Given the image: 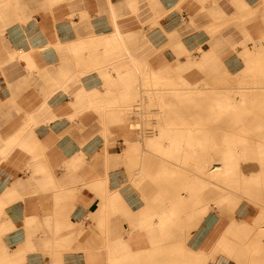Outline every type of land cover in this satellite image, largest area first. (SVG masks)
I'll return each mask as SVG.
<instances>
[{"label":"rangeland","instance_id":"rangeland-1","mask_svg":"<svg viewBox=\"0 0 264 264\" xmlns=\"http://www.w3.org/2000/svg\"><path fill=\"white\" fill-rule=\"evenodd\" d=\"M77 1L70 0L71 4ZM221 1L225 5H219L217 1L213 4H200V13L196 17L191 16L189 20L181 21L176 30L177 34H168L163 28L161 21L164 15L156 12L143 14L139 1L130 4L128 14H118L109 5L104 11L93 14L88 11L79 14L72 12L69 15L68 36L70 39H82L83 52L78 56L74 54L70 41L57 42L58 44L43 48L63 55L64 60L52 63L50 69L54 71L52 74L48 73L47 79L51 80L53 94L62 91L68 96L69 122H79L80 134H84V141L81 140L80 143L83 146L82 153L84 151L82 158L87 171L86 180L78 181L76 178L72 186L64 192L71 202L77 201L84 192L85 201H91L85 207L84 214V219L87 215L89 219L83 223L85 231L80 235L77 228L73 227L54 232L55 236L62 235L55 238V247H62L65 249L64 255L69 253L74 258L70 264H116L117 259L122 260L118 264H193L189 261L191 259L186 250L184 254L188 257L187 260L168 250L167 247L174 238L170 236L171 230L159 232L149 238L144 228L133 227L131 230L132 226L126 220H118L112 207L114 201H119L131 214H136L143 207L149 206L146 212L148 216L159 219L162 211L172 206V201H176L178 195L187 193L192 171L184 172L181 178H175L168 183L157 181L156 177L164 170L165 164L158 154L162 156L173 151L149 149L148 135L155 128L162 130L159 144H169L171 139L179 138L186 145L187 139L194 137L193 144L203 147L198 150V154H202V157H197L199 161L193 163L190 160L193 165L189 168L195 174H202V167L212 163L215 153L213 146L225 147L229 138H233L234 144L247 145L250 148L240 151L250 155L241 162L242 168L245 166L246 170L241 168L243 171H239L237 191L240 195H246L241 186L244 173L248 179L258 177L259 201L238 198L229 204L223 203L219 212L208 208L214 203L209 199L199 206L196 205L197 207L187 201L190 205L179 207L173 220L184 219L183 223L180 222L181 226L184 225L181 238L184 245L208 250L205 264H237L238 261L249 264L253 257H264V252L258 253L248 248L234 252L226 249L228 241L240 243L248 228L259 227L264 223V118H255L251 113L246 119H225L212 115L213 111L221 110L216 101L226 96L225 90L235 91L239 87L247 88L248 91L245 107H251L250 112L264 113V10L261 14L254 12L262 0ZM249 1L253 5L247 7ZM250 10H254L253 14ZM103 17L107 19L109 26L100 28L98 21ZM4 21L0 12V40L5 42L6 34L11 30L1 29L3 23L7 24ZM116 25L122 39L108 42L97 40L105 39L113 33ZM131 26L135 28H130ZM41 32L45 34L49 31ZM54 34L56 36L60 33L54 31ZM202 50H212V58L208 63L200 62ZM18 52H15V58L22 62L30 57L25 51L23 54ZM28 64L31 70H38L39 81L45 83V69H42V74L41 69L35 67L37 62L31 61ZM243 72L247 75L241 77ZM148 84L150 88L168 89L171 92V103L147 101L142 104L146 115H139L135 119L125 115L130 106L139 104L132 99L140 90L148 89ZM93 89L99 94L100 100L97 103L92 98V95L95 96L91 91ZM120 94L129 99L120 104H110ZM233 94L232 92L231 97L235 95ZM253 104L259 106L258 109L252 108ZM96 105L107 107L103 111L102 119L94 108ZM116 109L121 110L123 115L119 117L114 114L123 120L121 123L116 122L111 115ZM167 113H171L168 114L170 116H166ZM129 121L134 126L131 135L134 142L131 143V148L128 143L123 144L128 134ZM164 131L169 133L163 136ZM97 152L100 156L109 153V158L121 159L122 163L115 168L103 164L95 166L93 157ZM222 153L223 151L217 154ZM154 154L158 157L152 156ZM149 159L154 160L151 168L148 166ZM252 164L256 166H251ZM97 178L103 183L108 197L107 200L103 198V201L110 202L104 209L100 226H97L94 215L97 214L101 202L92 189V184L90 185ZM209 181L208 177L203 181L207 184V196L212 190V183ZM198 214L199 221L191 224L190 220ZM179 229L177 227L175 230ZM124 230L128 232V235L124 234L128 242L120 247L115 246V234ZM36 233L37 231H33V234ZM41 233L47 235L48 232ZM150 247H160L167 251L159 258L148 260L149 254L146 250ZM79 248L85 252H73H77Z\"/></svg>","mask_w":264,"mask_h":264},{"label":"crops","instance_id":"crops-1","mask_svg":"<svg viewBox=\"0 0 264 264\" xmlns=\"http://www.w3.org/2000/svg\"><path fill=\"white\" fill-rule=\"evenodd\" d=\"M135 1L143 14L164 15L161 24L168 34L176 33L183 19L196 17L200 4L217 1L225 5L221 0H78L75 4L70 0H1V18L7 22L1 29L11 31L7 41L0 40V264H70L74 260L69 253L64 255L65 249L55 247V238L62 235L54 232L69 227L85 231V207L91 201H85L82 192L71 202L64 192L71 177L86 180L80 143L84 134H80L79 122H69L68 96L62 91L53 94L47 79L52 63L64 60L63 55L43 48L78 40L68 36L70 13L93 14L109 5L118 14H128ZM98 25L109 26L105 17ZM54 31L60 34L55 36ZM16 51L30 57L22 62L15 58ZM31 61L37 62L35 67L42 74L45 69V83L39 81L38 70L30 69Z\"/></svg>","mask_w":264,"mask_h":264},{"label":"bare ground","instance_id":"bare-ground-1","mask_svg":"<svg viewBox=\"0 0 264 264\" xmlns=\"http://www.w3.org/2000/svg\"><path fill=\"white\" fill-rule=\"evenodd\" d=\"M246 6L249 7V5L247 4ZM254 10H250V13L253 14V11H254V12L261 14V12L264 10V0H262L259 6L255 8ZM250 13H247V14L251 15ZM118 38L122 39V36L118 28V25H116L113 33L109 34L107 37H105V39H102V40L97 39V40L108 42L109 40H114ZM81 40L79 39L73 43H70L72 45L71 46L72 52L74 54L76 53L77 56L81 52H83V49H84L81 46L82 45L81 43H83ZM92 40L94 41L95 39H92ZM244 48L246 50V47ZM18 53L23 54V51L18 52ZM211 53H212V50H202L200 62L208 63L212 58ZM245 71H246V68H245ZM240 75L241 77H244L247 74L246 72H243ZM147 86H148V89L140 90V93L137 94L136 97H134V99H132L133 101L138 102L139 104L130 106L129 112L124 113L125 115L130 116L132 119H135L139 115H142V116L146 115L147 113L144 111V107L142 104L147 101L152 102L154 100H158L164 104L171 103L172 100H170L171 98L169 97L171 92H169L168 89L150 88L151 87L150 84H148ZM246 89L247 88H241V87L237 88V90L235 91H233L232 89H226L225 90L226 96L221 99H217L216 101L218 104V108L221 110L213 111L212 115L215 117L225 118V119H246L250 117L249 114L251 113L250 115H253L255 118L257 117L264 118V113L257 114L254 111L250 112L249 109L251 110V107L249 108L245 107V104L247 103V100H248V97L246 96V93H248V91ZM91 91L95 93V96L92 95V98H94L93 100H95V102L97 103V101L100 100V99L98 100L99 94H96L95 92L96 89H93ZM106 92H109V90H106ZM232 92L235 94V95L233 94L234 95L233 97H231ZM78 95L76 97L77 98L76 100H78V97H79ZM127 99L129 98L120 94V95L115 96L114 99L110 101L111 102L110 104H117V103L120 104ZM176 101H182V100H176ZM258 107L259 106L257 105L255 106V104H253L252 106V108L254 109H258ZM94 108L98 110V113H100V117L102 119L103 111H106L107 107L105 105H101V106L96 105L94 106ZM114 114L119 117L120 116L122 117L123 115L121 113V110L116 109L113 111V113H111V115L115 117L116 122L118 123L123 122L121 118L116 117ZM168 114H171V113H167L166 116H170ZM133 127H134L133 123L129 121L128 128H127L128 134L123 143V144L128 143L129 148L132 147L131 143L134 142L133 138H131ZM138 133L140 134L139 131ZM161 133H162V130H159L156 128L149 132L148 137L150 139L147 142L149 149L150 150L151 149L152 150H165V152L167 150H170V151H173V153L170 154L168 151L167 152L168 154L165 153L162 156L158 154L159 158L161 157L162 160H164L165 164L163 165L164 170H162L161 174H159L156 177L157 181L168 183L170 181H173L175 178H181L184 172L187 173V172L192 171L193 176L191 177L192 179L188 181L187 193H182L178 195L177 197L178 199H176V201H172V206H168L166 209L162 211V216L159 219H154L153 217H151V215L148 216L146 212L147 210H149L150 208L149 206L143 207V209L137 211L136 214H131L132 212L128 211L127 208H124L119 201H114L113 203L112 207L114 208V214L116 215V218L118 220L120 219L126 220L132 226V228H130L131 230H133V227L144 228L148 232L149 238L155 236V234L159 232L164 233V232H167L168 230H171L169 231L170 236L174 238H173L171 245H168L167 247L168 250L172 253L179 254L180 258L187 260L188 257L184 254V251L186 250V252H188L189 258L191 259L189 261L193 262V264H205V261L207 259L206 253L208 250L204 249V247L203 248L198 247L196 249H193L191 247H187L186 244L184 245L181 239L184 234L183 232L184 225L181 226L180 224V222L183 223L184 219L183 218L178 219L180 221L173 220V215L176 213L179 207L183 206L184 204H189V203H186L187 201L189 202L191 201L190 203L194 205L195 207L196 205L199 206V204H201L203 201L205 202L207 201V199H209V201H214V203L208 208L214 209L217 212L222 210L223 203L229 204L231 201H237L238 198L240 199L245 198V199H248L249 201H259L258 198L260 196L259 195L260 187L258 186V183L260 181V178L258 177H252L251 179H248L249 177L245 176L246 173H244L243 174L244 178H243L241 186L244 192L246 193V195L245 196L240 195L237 191L239 189V179H238L239 171L245 168V166L242 168L241 162L242 160H245L250 155L248 153H244V152L242 153L240 151L242 150L246 151L250 148L247 145L234 144L233 138H229L228 144L225 145V147L224 146L223 147L213 146L212 149L214 150L215 153L213 154L212 163L209 166L202 167V174H195V171L189 168V166L193 165L190 162V160H192L193 163L195 161L196 162L199 161L197 157H202V154H198V150L200 151L203 147H198L197 145L193 144L195 141L194 137H189L187 139L188 144L186 145H183L180 142L181 140L179 138L174 139L176 142H174L173 139L171 140L169 139L171 143L159 144L158 142L161 139L160 137L162 136ZM166 133L168 134L169 132L164 131L163 136H165ZM263 148L264 146L262 147V149ZM222 151H223L222 154H217L218 152H222ZM152 156H157V154H154ZM109 157H111L109 153L104 154V156H100V154L97 153L93 157L94 158L93 164H95V166L103 164L104 166L109 167V168H115L121 165L122 163L121 159L117 160V158H109ZM151 160L153 159L148 160L149 168H151V166H153L154 164V160L153 162ZM251 166H256V165L252 164ZM97 169L99 170V168ZM244 170H246V168ZM140 174L143 175L142 172H140ZM207 177L210 178V181L212 183V190L209 192L210 193L209 196H207L205 193L207 189L206 187L207 184L203 182L207 179ZM70 180H71L70 186H72V184L75 182V178L71 177ZM91 184H92V189L95 191L96 196L98 197V199H100V202H101L99 205V210L97 211V214L94 215V218H95L94 220L96 221V223H98L97 226H100L103 220L104 209L106 208L107 205L110 204V202L103 201V198L107 200L108 197L104 191L103 183H101L100 179L98 178L93 179L90 185ZM203 192L205 193V195ZM73 209L74 207L71 210H69L67 214H71ZM198 216L199 214L190 220L191 224L193 223L196 224V222L199 221ZM237 218H240V217L237 216ZM88 219H89V215L85 217L84 222L86 223V220L88 222ZM177 227H179L180 229L176 231L175 229H177ZM79 232L80 234H82L83 228ZM127 233H128L127 230H124L120 233L115 234V239H114V243L116 242L115 246L120 247L122 244H125L126 242H128V239H126V237L124 236V234H127ZM226 245H227L226 249H228L229 252L240 251V250H244L248 248V249H251L252 251L263 253L264 252V223L260 225L259 227L254 226L252 228H248L246 235H244V238L240 243L236 241L235 242L228 241ZM163 248H166V247H163ZM166 251L167 249L164 250L160 247L159 248L150 247L146 250V252L149 254L148 260L159 258V256L162 255L163 252H166ZM141 252L144 253V250H141ZM118 262H122V260L118 261L117 259L116 264H118ZM241 263L242 262L238 261L237 264H241ZM249 264H264V257L263 256H260V257L258 256L255 258L253 257L251 258Z\"/></svg>","mask_w":264,"mask_h":264}]
</instances>
